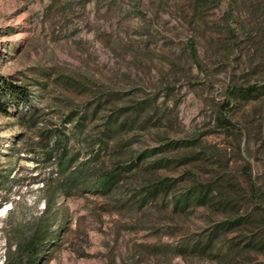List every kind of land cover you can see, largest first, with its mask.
<instances>
[{
	"label": "rangeland",
	"instance_id": "1",
	"mask_svg": "<svg viewBox=\"0 0 264 264\" xmlns=\"http://www.w3.org/2000/svg\"><path fill=\"white\" fill-rule=\"evenodd\" d=\"M11 86L29 102L0 112V264L46 211L39 264H264V0H0Z\"/></svg>",
	"mask_w": 264,
	"mask_h": 264
},
{
	"label": "trees",
	"instance_id": "2",
	"mask_svg": "<svg viewBox=\"0 0 264 264\" xmlns=\"http://www.w3.org/2000/svg\"><path fill=\"white\" fill-rule=\"evenodd\" d=\"M10 90V97L8 101L3 100V95L7 94L6 92L0 91V112H3L5 114H8V108L9 106L14 105L16 108L20 106V104H26L29 102V93L19 87V86H11L9 88ZM256 90V87H237L231 91V94L235 92H239L241 94L246 93L250 94L253 93ZM14 103V104H13ZM110 132V131H109ZM112 132V131H111ZM60 137L55 136V143L59 145L58 155H57V165L60 169L61 174V186L65 192L66 195H72L74 194L73 189H77L80 186L81 180L80 177H78V170L77 168L74 169L72 166V163L76 162V156L70 155V149L68 146L60 145L61 143ZM146 155L145 153H141L137 159L136 162H140L143 159H145ZM124 171V169H123ZM80 173V171H79ZM120 176L114 172H105L101 174L98 177L97 186L102 191H108L118 182L117 178ZM164 182H161L160 185H164ZM166 185V184H165ZM168 187V185H167ZM166 188V186H164ZM169 188V187H168ZM252 196L254 199L259 198V190L256 187V185H252ZM152 190L146 193L147 197L156 196L157 190L154 191V193H151ZM49 207V206H48ZM47 211L44 213V215L41 217V219L44 221V223L39 224L38 226L31 228L27 237H20L15 244V251L10 254L7 258L4 264H39L42 260L48 244H50L55 234L50 229V219L47 218ZM241 220V219H240ZM264 248L261 247V249Z\"/></svg>",
	"mask_w": 264,
	"mask_h": 264
}]
</instances>
